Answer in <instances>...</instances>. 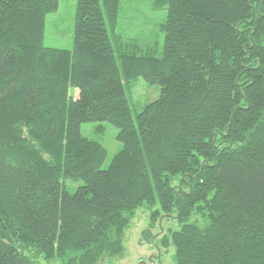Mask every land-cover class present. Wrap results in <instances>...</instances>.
<instances>
[{"label":"trees","instance_id":"trees-1","mask_svg":"<svg viewBox=\"0 0 264 264\" xmlns=\"http://www.w3.org/2000/svg\"><path fill=\"white\" fill-rule=\"evenodd\" d=\"M57 6L0 0V264L120 256L144 203L174 214V264H264V0H155L161 52L121 40L120 0H75L72 48L46 46ZM138 77L160 92L133 115Z\"/></svg>","mask_w":264,"mask_h":264},{"label":"rangeland","instance_id":"rangeland-1","mask_svg":"<svg viewBox=\"0 0 264 264\" xmlns=\"http://www.w3.org/2000/svg\"><path fill=\"white\" fill-rule=\"evenodd\" d=\"M155 0H120L118 23L115 32L122 41L136 42L153 46L158 52L162 50L163 33L159 25L164 21L165 9L155 8ZM75 0H58L55 11L45 16L44 39L46 46L71 49L73 45ZM158 84H150L138 77L129 86H125V97L132 114L139 112L144 105L152 102L159 95ZM69 93L76 96L77 88H70ZM98 124L102 131L96 130ZM81 134L89 139L98 140L106 150L101 164L106 168L112 156L118 152L122 144L116 139L118 129L107 121L83 122ZM81 180H65L68 191L72 192ZM157 203L138 207L124 230V251L120 256L104 255L93 264H174V249L171 244L163 245L164 237L179 227L174 214L161 215L150 220V212L158 209ZM193 219V218H191ZM67 257L46 261L42 256L36 257L37 264H68Z\"/></svg>","mask_w":264,"mask_h":264},{"label":"crops","instance_id":"crops-1","mask_svg":"<svg viewBox=\"0 0 264 264\" xmlns=\"http://www.w3.org/2000/svg\"><path fill=\"white\" fill-rule=\"evenodd\" d=\"M76 96H77V94H76Z\"/></svg>","mask_w":264,"mask_h":264}]
</instances>
